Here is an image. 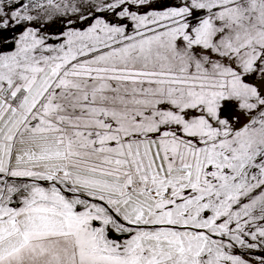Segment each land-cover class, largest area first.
I'll return each instance as SVG.
<instances>
[{"label":"snow or ice","instance_id":"1","mask_svg":"<svg viewBox=\"0 0 264 264\" xmlns=\"http://www.w3.org/2000/svg\"><path fill=\"white\" fill-rule=\"evenodd\" d=\"M0 264H264V0H0Z\"/></svg>","mask_w":264,"mask_h":264}]
</instances>
